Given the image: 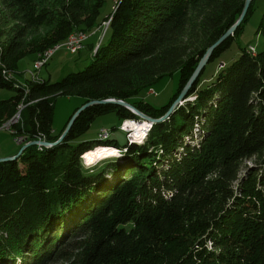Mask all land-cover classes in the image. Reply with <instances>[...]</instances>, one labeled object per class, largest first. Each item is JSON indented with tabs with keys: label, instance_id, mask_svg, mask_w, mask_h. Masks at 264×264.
I'll list each match as a JSON object with an SVG mask.
<instances>
[{
	"label": "trees",
	"instance_id": "16d2710c",
	"mask_svg": "<svg viewBox=\"0 0 264 264\" xmlns=\"http://www.w3.org/2000/svg\"><path fill=\"white\" fill-rule=\"evenodd\" d=\"M104 1L0 0V87L16 91L0 100V128L17 142L23 138L20 150L32 141L56 142L91 100L120 99L161 118L206 50L239 19L246 0H117L101 18ZM253 4L214 50L186 100L154 122L143 142L126 136L119 146L107 128L96 139L80 140L109 112L124 133L127 120L142 119L119 104H95L60 143L30 145L0 162V264H264V164L242 173L245 160L264 163V47L241 48L238 58L221 61L200 84L207 65L241 33ZM190 24L206 29L207 42L188 54L183 42L177 44V32ZM43 25L54 28L52 38L27 45L32 28ZM99 31L110 36L85 40L93 59L83 70L55 82L14 78L28 54H38L39 61L71 32ZM258 33L264 36V14ZM175 74L178 90L168 103L157 107L147 100L155 83ZM58 95L81 103L55 134ZM102 132L108 135L102 138ZM108 147L118 155L83 164L85 154Z\"/></svg>",
	"mask_w": 264,
	"mask_h": 264
},
{
	"label": "rangeland",
	"instance_id": "374dc122",
	"mask_svg": "<svg viewBox=\"0 0 264 264\" xmlns=\"http://www.w3.org/2000/svg\"><path fill=\"white\" fill-rule=\"evenodd\" d=\"M116 1L117 0L104 1L103 6L101 8V18L106 17L112 12ZM263 14L264 0H254L252 12L249 14V17L245 21L241 33L233 39L230 44V47L219 58L215 59L207 65L200 83L201 85L204 86L207 81L217 73L216 71H218L221 65V61H226V63L229 64L233 62L236 58H238L241 53V48L249 47L250 45H252L255 46V48L259 51L264 47V36L258 33V26L260 24ZM105 27L106 25H104L103 28ZM53 29L54 28L52 26L45 25L41 26L38 29L32 28V30L29 32V36L26 38V44L32 47L36 44L38 45L41 42L49 40L50 38H52ZM205 30L206 29L201 28L200 25L190 24L189 27L178 30L177 44L183 42L188 50V54L191 53L193 48H202L203 45L207 42V36L204 35L206 34L204 33ZM74 34L75 33H73V35ZM71 35L72 32L69 34L68 37H70ZM109 36V34L105 36V34H103V32L101 31H99V36L98 34H88L87 39H89L87 40L86 44H89L96 40H100L101 38H103L102 40L106 42ZM37 56L38 54L30 53L18 63V66L15 68L13 73V76L15 79H17V81L23 83L27 79H31L33 81H41V79H48L52 82H55L62 79L71 72L83 70L87 65L90 64L93 59L91 50L88 45L81 49L78 54H71L66 48H61L42 68L37 67L36 65V63L38 62L36 60ZM178 85L179 76H177V74L173 75L172 77L161 80L160 82L155 83L154 88H151L148 91L149 96L147 97V100L153 103L155 106L160 107L170 101V99L178 90ZM15 94L16 91L14 89L0 87V100H10ZM80 103L81 99L77 96H57L53 109L52 122V127L55 134L59 133L64 128L69 118L73 114L75 108L79 106ZM20 110L21 106L20 108H18L17 113L11 118V121H14L16 120V118H18V116L20 115ZM143 120L145 119L143 118ZM140 121H142V119L138 121L127 120L122 127L126 133L125 134L120 129H115L121 123V121L116 115V113L109 112L107 114L98 116L93 121L89 131L83 134L79 139H96L97 131L101 128H107L112 131L111 139L115 140L119 146H123L126 144V136L131 140H136L137 143H141L147 138L154 122L147 120L146 135L142 139H136L133 136V130L129 123ZM195 136H197V134ZM23 142V138H18L17 142V138L11 133L9 129L5 127L0 128V157H9L14 154L16 155L20 151L19 148L21 147V143ZM108 148H113L115 151V153L110 157L118 155V151L116 148ZM105 160L106 159L98 162V164L104 162ZM82 162L85 165L83 159ZM260 164L264 163H262V161L258 160L256 157L251 160H245L242 166V173L245 172L247 166H260Z\"/></svg>",
	"mask_w": 264,
	"mask_h": 264
},
{
	"label": "water",
	"instance_id": "95a60500",
	"mask_svg": "<svg viewBox=\"0 0 264 264\" xmlns=\"http://www.w3.org/2000/svg\"><path fill=\"white\" fill-rule=\"evenodd\" d=\"M253 0H246L245 1V6L243 9V12L241 14V16L239 17V19L236 21V23L234 25H232L214 44H212L205 52V54L203 55V57L200 59L194 73L192 74L191 78L189 79V81L187 82V84L185 85V87L183 88L182 92L180 93V95L178 96V98L175 100V102L173 103V105L171 106V108L169 109V111L162 116L161 118H153L150 117L148 115H146L145 113H143L142 111H140L139 109H137L134 105H132L131 103L127 102V101H123L120 99H103V100H91L87 103H85L84 105H82L71 117V119L69 120L63 134L61 135V137L56 141V142H47V141H32L29 142L27 144H25L21 150L18 152L17 155L14 156H9V157H0V162H6V161H11L14 160L15 158H17L21 152L28 146L30 145H34V144H42L44 146L50 147L53 145H56L58 143H60L63 138L67 135L68 131L70 130L71 126L73 125L74 121L76 120V118L78 117V115L84 111L86 108L95 105V104H104V103H115V104H119L121 106H124L128 109H130L131 111L135 112L136 114H138L140 117H142V119L144 118L145 120H149L152 122H159L162 120H165L166 118L169 117V115L177 108V106L182 103V101H185L189 90L191 88V86L195 83V81L197 80V78L199 77V75L201 74L202 70L204 69V67L206 66V64L208 63V61L210 60L214 50L221 44L223 43L229 36L233 35L237 29V27L242 23V21L244 20L248 9L251 5Z\"/></svg>",
	"mask_w": 264,
	"mask_h": 264
},
{
	"label": "bare ground",
	"instance_id": "6f19581e",
	"mask_svg": "<svg viewBox=\"0 0 264 264\" xmlns=\"http://www.w3.org/2000/svg\"><path fill=\"white\" fill-rule=\"evenodd\" d=\"M76 34V33H75ZM75 34L71 35L68 39V41H66L64 44L62 45H58L55 46V48L51 49L49 52L47 51L44 56L41 57V59L43 57H46L47 55H49V58H51V56L53 55V53L59 49L61 46H64L65 48H69L71 47V45L74 43L75 41ZM40 59V60H41ZM223 64V63H222ZM38 67V66H37ZM41 67V66H39ZM147 120H143L140 122H130L129 125L131 126L132 130H133V136L136 139H142L145 135H146V127H147ZM128 126V125H127ZM12 127V126H11ZM4 128V127H3ZM128 130V129H127ZM115 153V151L113 149H107L104 152H99V153H88L84 155V160H85V164L87 165H94L95 163H97L98 161L108 158L110 156H112Z\"/></svg>",
	"mask_w": 264,
	"mask_h": 264
},
{
	"label": "built area",
	"instance_id": "2783aa9c",
	"mask_svg": "<svg viewBox=\"0 0 264 264\" xmlns=\"http://www.w3.org/2000/svg\"><path fill=\"white\" fill-rule=\"evenodd\" d=\"M110 21L105 22V25L108 26ZM87 39V34H85L84 32H77L75 34V41L74 43L71 45V47L67 48L68 50H70L72 53H76L79 52L81 49H83L84 46V42ZM49 59V55H47L46 57H43L41 60H39L36 65L42 66L47 60ZM107 132H102L101 136H107Z\"/></svg>",
	"mask_w": 264,
	"mask_h": 264
},
{
	"label": "crops",
	"instance_id": "0c3cea01",
	"mask_svg": "<svg viewBox=\"0 0 264 264\" xmlns=\"http://www.w3.org/2000/svg\"><path fill=\"white\" fill-rule=\"evenodd\" d=\"M13 154V153H12Z\"/></svg>",
	"mask_w": 264,
	"mask_h": 264
}]
</instances>
